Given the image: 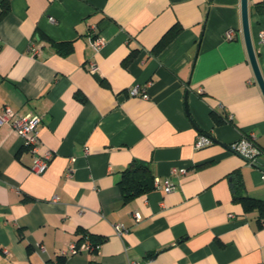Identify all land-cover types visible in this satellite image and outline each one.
Masks as SVG:
<instances>
[{"label":"crops","instance_id":"1","mask_svg":"<svg viewBox=\"0 0 264 264\" xmlns=\"http://www.w3.org/2000/svg\"><path fill=\"white\" fill-rule=\"evenodd\" d=\"M248 13L264 79V0H248ZM91 25L105 38L99 50ZM134 84L147 96L129 95ZM5 105L40 115L39 149L52 157L32 171L30 151L0 126V264L264 261V220L234 198L264 200L255 165L264 153L250 163L229 148L253 133L264 150L240 0H0ZM199 133L212 142L196 148ZM133 159L149 163L152 188L124 199L121 171ZM156 177L174 188L156 187Z\"/></svg>","mask_w":264,"mask_h":264},{"label":"built area","instance_id":"2","mask_svg":"<svg viewBox=\"0 0 264 264\" xmlns=\"http://www.w3.org/2000/svg\"><path fill=\"white\" fill-rule=\"evenodd\" d=\"M90 30L94 31L90 39V45L94 50H99L104 45L105 38L102 34H100V32L97 31V27L95 25H91ZM233 34L234 31L232 29H229L225 31L224 37L226 39H231L233 38ZM258 41L260 43H264V27L258 31ZM27 48L28 51L33 55H38L40 53V47L36 43H30ZM89 70L93 73L96 72L98 68L94 63H90ZM127 93L129 95H140L142 97L147 96L144 90H142L137 84L129 87ZM40 121L41 117L38 114H19L7 105L3 106L0 109V126L7 125L9 127V131L17 135L22 140L23 145L31 153L30 168L36 173L44 172L52 157V152L49 150L40 152V139L38 132ZM211 142L212 140L208 135L199 133L194 141V146L196 148H199L208 145ZM229 148L234 153H237L246 158L250 163H256L264 153V150L256 144L253 133L242 135L241 137H239V139L230 143ZM71 170V167L67 169L68 175H70ZM154 185L156 187H160L162 185V188L165 191H169L174 188V183L171 181L170 177H166L162 179V181L156 177L154 178ZM114 228L118 234H121L123 232L122 227L118 224H115ZM83 245L89 248L96 247L90 244L87 235H84ZM77 249L78 246L76 243H70L68 245L69 252H75L77 251ZM259 264H264V261L260 262Z\"/></svg>","mask_w":264,"mask_h":264},{"label":"trees","instance_id":"3","mask_svg":"<svg viewBox=\"0 0 264 264\" xmlns=\"http://www.w3.org/2000/svg\"><path fill=\"white\" fill-rule=\"evenodd\" d=\"M168 37L166 33L158 42V46L163 45ZM119 185L124 199H129L149 191L152 188V176L149 163L136 159L130 161L121 171ZM234 198L242 202L246 211L257 210L258 220H264V200L255 199L242 193L234 194ZM91 243L94 246L97 245L95 244L96 241H91Z\"/></svg>","mask_w":264,"mask_h":264},{"label":"water","instance_id":"4","mask_svg":"<svg viewBox=\"0 0 264 264\" xmlns=\"http://www.w3.org/2000/svg\"><path fill=\"white\" fill-rule=\"evenodd\" d=\"M240 18H241L242 34H243V39H244V44L248 55V59L252 67L254 77L264 97V79L257 63L256 53L254 50V46L251 38V32H250L248 0H240ZM255 165L264 171V167H262L259 164H255ZM232 185L233 184L231 183V186Z\"/></svg>","mask_w":264,"mask_h":264}]
</instances>
